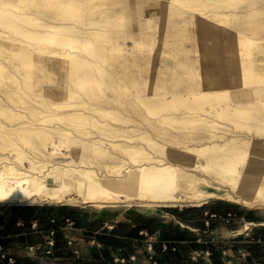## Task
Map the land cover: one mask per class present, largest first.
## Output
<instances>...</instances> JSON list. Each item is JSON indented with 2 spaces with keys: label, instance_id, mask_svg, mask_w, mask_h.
<instances>
[{
  "label": "bare ground",
  "instance_id": "1",
  "mask_svg": "<svg viewBox=\"0 0 264 264\" xmlns=\"http://www.w3.org/2000/svg\"><path fill=\"white\" fill-rule=\"evenodd\" d=\"M212 199L264 210V0H0V203Z\"/></svg>",
  "mask_w": 264,
  "mask_h": 264
},
{
  "label": "crops",
  "instance_id": "2",
  "mask_svg": "<svg viewBox=\"0 0 264 264\" xmlns=\"http://www.w3.org/2000/svg\"><path fill=\"white\" fill-rule=\"evenodd\" d=\"M52 228L56 244L48 254ZM151 235L156 238L152 250ZM32 245L40 248L28 250ZM0 246L14 264H152L153 259L159 264H264V215L218 199L202 206L60 205L33 211L0 204Z\"/></svg>",
  "mask_w": 264,
  "mask_h": 264
},
{
  "label": "built area",
  "instance_id": "3",
  "mask_svg": "<svg viewBox=\"0 0 264 264\" xmlns=\"http://www.w3.org/2000/svg\"><path fill=\"white\" fill-rule=\"evenodd\" d=\"M230 215H231V214L228 215L227 220H229ZM211 216H212V217H215L216 214H212ZM53 221H54V220H53ZM69 223H70V224H73V222H70V221H69ZM32 226H33L34 228H37V223H33ZM109 228H112V226H109ZM56 232H57L56 228H52V229L49 230L50 238H49L48 241H47V244H48L49 247H48V249L46 250V252H47L48 254H52V253H53V247H54L55 244H56V240H55ZM148 241H149V243H148V248H149L150 250H152V249H153V242L156 241V238H155L154 236H152V235H151V236H148ZM93 242L95 243V240H93ZM71 243H72V242L69 241V244H71ZM167 247H168V246H167V243H164V244H163V248H164V249H167ZM39 248H40L39 246H34V245H32V246H29V247H28V250H30V251H34V250L39 249ZM75 254H76L77 257H79V251H78V250L75 251ZM197 256H198V254L196 253V254L193 256V258L196 259ZM5 260H6L7 264H14V263H15L13 257H10V256L8 255V253H7L6 251H4L3 248L0 246V261H5ZM74 264H79V263H78V262H75ZM152 264H159V263H158L157 259H153V260H152Z\"/></svg>",
  "mask_w": 264,
  "mask_h": 264
},
{
  "label": "rangeland",
  "instance_id": "4",
  "mask_svg": "<svg viewBox=\"0 0 264 264\" xmlns=\"http://www.w3.org/2000/svg\"><path fill=\"white\" fill-rule=\"evenodd\" d=\"M47 82H49L48 79H46ZM52 81V80H51ZM212 200H217V199H212ZM210 200V201H212ZM218 200H222V199H218ZM222 201H228V200H222ZM1 205H5V206H8V207H11V208H15V207H20L22 205H18V204H8V203H0ZM36 206L35 210H45L47 207H55V206H60L61 207H77V208H82V207H91V208H96L94 206H91V205H69V204H50V203H47V202H44V203H41V204H33ZM184 206H191V205H184ZM184 206H181V207H184ZM177 207H180V206H177ZM253 209V208H252ZM256 211L259 213V214H262L264 215V210L262 209H256Z\"/></svg>",
  "mask_w": 264,
  "mask_h": 264
},
{
  "label": "trees",
  "instance_id": "5",
  "mask_svg": "<svg viewBox=\"0 0 264 264\" xmlns=\"http://www.w3.org/2000/svg\"><path fill=\"white\" fill-rule=\"evenodd\" d=\"M220 201V200H218ZM23 207L26 209V210H30V211H33L35 210L36 206L35 205H23ZM57 234V232H56Z\"/></svg>",
  "mask_w": 264,
  "mask_h": 264
}]
</instances>
